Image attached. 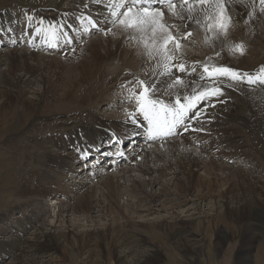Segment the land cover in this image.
Masks as SVG:
<instances>
[{
	"label": "bare ground",
	"instance_id": "6f19581e",
	"mask_svg": "<svg viewBox=\"0 0 264 264\" xmlns=\"http://www.w3.org/2000/svg\"><path fill=\"white\" fill-rule=\"evenodd\" d=\"M41 1L30 0V9L40 15L60 18L63 16V10L70 9V3L75 2L78 7H86L98 2L100 5L95 7L96 10H100L101 5L106 2V0H59L58 2L51 0L43 5L39 3ZM6 2L0 1L2 4L0 7H6L11 3ZM12 2L15 1L12 0ZM196 2L197 0L189 1L193 4ZM16 3L28 5L25 2L16 1ZM181 3H176L177 13H181ZM223 3L227 15L231 18V26L226 35H218L202 26L207 23L203 12L195 13L193 20H187V13H181L185 16V19L181 21L178 17L171 16L167 7L156 10L164 12L165 24L175 25L170 27L174 36L183 37L188 30L196 29L197 33L194 32L192 38L195 39L201 35L206 39L207 48L213 51L212 53L217 52L219 48L229 53L228 49L241 39L240 35H247L253 44V49L249 53L238 55L235 65L240 68L249 69L254 63L264 61V13L260 11L259 0H245L246 6L241 5L239 0H223ZM209 4H205L204 9L210 10ZM50 7L52 8L45 9ZM17 11L18 9L7 10L4 11V15L9 16L10 19L19 18ZM253 12L254 15L249 16V13ZM102 18V21L105 18L113 19L108 10L102 14ZM247 19L250 20L249 23L244 24ZM196 20H199L200 24H197ZM113 25L106 24L105 27H111V32L87 39L75 51L67 53L64 58L41 55L27 48H12L5 56L0 54V128L10 123L19 106L40 110L45 105H53V103H58L61 108H69L68 112L75 108L64 116L72 120L79 112L78 120L90 140L97 141V135L103 133L99 126L118 125L117 116L122 111H114L111 116H105L99 111L98 106L103 103L111 107L116 100L120 102L116 98L114 87L117 88L120 80L133 75L131 65L141 59L138 58L139 54L144 57L146 48L139 33L131 30L122 32L119 27L113 28ZM144 39L151 43L150 37L146 36ZM180 44L181 48L177 50L175 44L170 42L165 50L170 56H178L183 62H198L204 65L218 64L221 61L217 57L211 59L207 53H205L207 55L195 56L189 52L190 47ZM199 44L203 51L204 46L200 42ZM4 57H7V60ZM162 64L161 57L153 56L148 67L149 71L142 76L148 79L159 78L161 87L158 92L165 96L170 95L172 97L170 100L178 95L186 96L195 89L204 87L196 76L180 77L183 83L175 85L176 78L171 80L158 75ZM116 65L123 68L116 74L108 73V69ZM134 73L138 74V72ZM89 84L95 88L92 92L93 97L87 102L79 93L85 90L82 87ZM35 86H41V88H35ZM61 90H63L62 94ZM50 92H54L56 98L52 97ZM231 95H233V101H229L226 105L209 106L206 117L202 119L206 124L205 128L216 126V140L213 143L198 145V142H194L192 146L188 143L191 131L185 136L154 143L158 146L157 152H154L155 149H145L141 152L144 154L141 158L134 156L133 165H136L134 170L140 169L136 172L139 173V180L135 178L136 173L133 169H130L132 171L125 169L117 170L118 173L114 174L107 173L103 186L94 185L95 183L92 185L88 179L82 177L75 183L71 179L67 183L66 171L77 172L72 154L67 151L61 152L58 142L51 146L53 140L48 137L45 142L50 145V148L47 147V151L54 155V158L50 161V170L48 174L46 173V178L43 179L41 177L43 175L37 170L30 174L29 171L34 167L31 162H27L28 170L25 171V175L19 177L21 180L19 186L11 191L15 192L17 197L25 195L27 196L25 198H35L37 203L33 204L35 207L29 211L35 212L37 208H40L43 216L44 211L48 209L46 208L48 203L43 202L42 196L46 198L47 193L50 199L59 193L70 194L72 197L76 193L75 190L80 189L78 187L73 190L74 185L81 184V194L76 197L74 207L59 206L57 215L55 214L58 217L57 220L49 224L39 223L33 228L34 230L32 229L33 232L30 231V235L26 236L24 232L22 237L18 234V232H27V229L21 231L14 229L17 231L15 235L8 224L0 225V232L3 230L10 234L7 238L0 239V246H9L21 252L18 256L14 254L15 261L11 263L41 264L36 259L38 256L35 255L52 252L59 262H64L67 257L73 255L74 258L70 264H76V259L79 263L86 264L90 260L88 252L91 250L90 244L93 240H96V245L105 249L106 264H158L155 260L161 259L162 252L176 249L181 252L192 251L200 255L205 245H208L209 249L207 257L212 260L211 250L214 246L216 250L222 248L226 240L228 241L231 236L237 237L241 231L240 228L244 226L237 264H255V249L257 247L259 250L260 242L264 238V94L260 91H246L244 97H240L235 92ZM76 108H79L78 112ZM74 133L72 131L71 135ZM168 144L171 145L168 146ZM206 144L211 152L207 150ZM219 144H223V148H217ZM62 145L64 144H61V147ZM138 147L134 145L135 154L144 149ZM217 155L238 158V161L241 159V165L237 164L238 166L234 167L221 161L222 158ZM205 157L209 160L204 159ZM157 164L160 165L164 174L175 176V193L167 186L171 184L170 182L166 184L161 182L155 174L160 172L155 167ZM24 167L19 166L18 170L24 171ZM201 168L205 170L204 173L199 171V176L198 170ZM219 170L223 172L218 173ZM16 173L18 175V172ZM183 175L185 178H182ZM220 182L222 186L219 185ZM155 184L157 188L154 187ZM44 188L48 189L45 195ZM130 194L137 201L131 203L133 200L127 198ZM191 196L194 200L189 198ZM23 200V198L20 200V205L17 203L11 206L5 213L2 211L0 222L12 219L17 208L20 212L28 210ZM209 202L212 203V205L207 204L211 205L210 211L203 207L204 203ZM70 209L77 210L81 216L88 215L86 221L93 223L82 227H68L66 221L70 217H67ZM191 210L194 213L187 214ZM130 211L133 214H130ZM194 214L198 216L194 218ZM96 216L105 218L106 222L97 223L94 219ZM219 218L227 221L228 229L223 226L224 223L221 225ZM32 220L31 218L30 222ZM190 226H196L199 229L205 227L206 239L204 238V243H199L198 247L187 237V234L191 232L188 230ZM29 227L26 226V228ZM213 227L215 231L212 233ZM157 232L159 234L154 243L149 245L145 234L154 237ZM198 241L200 240L196 242ZM141 243H145L144 248H140ZM147 246L151 248L147 249Z\"/></svg>",
	"mask_w": 264,
	"mask_h": 264
},
{
	"label": "rangeland",
	"instance_id": "374dc122",
	"mask_svg": "<svg viewBox=\"0 0 264 264\" xmlns=\"http://www.w3.org/2000/svg\"><path fill=\"white\" fill-rule=\"evenodd\" d=\"M0 1H3V0H0ZM6 1L7 0H5V2ZM13 1H15V2H12V0H8L6 3H10V4H8V6L6 5V7H9L10 5L29 7L30 0H25V1L24 0H13ZM16 1L17 2H25V3H28V5L16 3ZM47 1H51V0H42L39 3L45 5L48 3ZM58 1L59 0H53V2H58ZM214 2H216V1L211 0L209 3L211 4ZM0 5H2V4L0 3ZM3 7H5V6H3ZM3 7H0V8H3ZM18 15H19V13H18ZM61 18H63V16ZM247 20H249V19H247ZM114 27H117V26L113 25V28ZM95 36H98V35H95ZM95 36H93V37H95ZM240 38L244 39V38H248V36L243 34V35H240ZM180 43L190 47L191 51H189V52L191 54L197 56V54L195 53V51L193 50V48L190 44H187V42L186 41L184 42L183 40H180ZM249 43H251V42L249 41ZM251 45L253 46L252 43H251ZM199 47H200V45H199ZM15 49H21V48H15ZM10 50L11 49H5V48L0 49V54H3L5 56L7 53L10 52ZM146 53H147V49H145L144 57H142L139 54L138 58L140 57L141 59L138 60L137 62H135L134 65H131L132 71L138 72L139 75H144L146 72L149 71L148 67L151 64L152 59H153V57H149ZM204 54L205 53H203L202 56ZM41 55H44V54H41ZM62 58H64V57H62ZM217 58L221 59L220 57H217ZM5 59L7 60V57ZM143 60H145V61L143 62ZM236 60H238V57L233 58L234 64L236 63ZM256 64L257 63H254V65H256ZM122 68H123L122 66L116 65L114 67L109 68L108 73L116 74ZM0 86H1V84H0ZM35 88L40 89L41 86H35ZM82 88H84L85 90L82 91L81 93H79V92H77V93H79L80 96L83 95L82 97L88 102L89 99H91L93 97L92 92H93L95 86L89 84V85H86ZM104 91H105V89H104ZM62 93H63V90H61V94ZM50 95L52 97L56 98L54 92L53 93L50 92ZM115 104L119 106L120 102H118L116 100ZM58 105H59L58 103H53V105L47 104L44 107H42L40 110H38V109L37 110L26 109L22 106H19L16 113L14 114L13 119L10 120V123L8 125H6V126L4 125L0 128V187H1V190H0V214L2 211L5 213L6 211L9 210V208L11 206H15L17 203H18V205H20V200L22 198L24 199L22 201L23 204L29 203L31 201L29 205H31V204L36 205L37 201L35 200V198L34 199L25 198V197H27L25 195H24V197H22V196L17 197L15 192H13L11 190H14L15 187L19 186V183L21 182L19 177L25 175V171L28 170V163L27 162H31V165L34 168L40 169V170H37V172H39V173L41 172V174L43 175L41 177L43 179L46 178V173L47 172L49 173V170H50L49 169L50 161L54 158V155H52L50 152L47 151V147L50 148V145H48L45 142L46 140H48V137H46V139L44 140V135L45 134H51L50 131H53V129L55 131L57 129H65V128H70L73 126H81V123L78 120V117H79L78 109L79 108L78 109L76 108V112H78V113L75 114V116L72 118V120H69L66 116H64V114L69 113L70 111L74 110L75 108H72V110H70L68 112L69 108H64V107L61 108ZM107 107L110 108L108 104L106 105V104L101 103L98 106V109L100 112H103V114L105 116H111L112 114H114V112H109L108 110H106ZM69 121L74 122V124L72 126H69L72 123ZM198 130L199 131H191V137L188 140V143H190L192 146L194 145L193 141L197 142L200 140L201 143L211 144L216 140V136H215L216 126L215 125H212L209 128L199 126ZM33 142H35L36 144L35 143L33 144ZM58 144H60L61 152L67 151L65 145H62V147H61V144H64L63 141L58 142ZM170 145L171 144H168V146H170ZM137 147H138V145H137ZM138 148L139 149L144 148V149L137 151V153H136L137 158H141L144 155L141 152L145 149H147V150H151V149L154 150L155 149L154 152H157V150H158V146L156 144L155 145L153 144L152 146L138 147ZM128 149H129V147L126 150H128ZM204 159L209 160V158H207V157H205ZM134 163H135V157L133 158V160L131 159V162H129L128 164L127 163L122 164L120 167H117V169H115L113 171H108L106 173L104 172L103 174L99 175L98 177H94V178L84 177V176H81V177L83 179H88V181H90V183L92 185L95 183L94 185L103 186V184L105 183V177H106L107 173H110V174L113 173L114 174V173H118V171H121V170L124 171L125 169L126 170L133 169L134 173H136L137 171H140V169L134 170V167L136 166V165H133ZM230 165H232V164H230ZM19 166H25L24 171L18 170ZM47 167H48V169H47ZM155 167L158 168V171H160V172H157L155 174L159 177L161 182H163L165 184H166V182H170L171 184L170 185L167 184V186H169L171 188V190L174 191V193H175V191H176V185H175V180H174L175 176L164 174L161 171L162 168H160L159 164H157ZM53 169L56 170L55 167H53ZM204 170L205 169H203V168L198 170V175L200 172L204 173ZM57 171H59V170H57ZM130 171H132V170H130ZM16 172H18V175ZM19 172H21V173H19ZM217 172L218 173L223 172V170H219ZM134 175H135V178H137V180L140 179V176H138L139 173H136ZM67 177H68L66 179L67 183H69L70 179L74 180V177H72V176H67ZM182 178H185V176L183 175ZM77 179H80V178H77ZM75 181H77V180H75ZM43 182H45V181H43ZM219 185L222 186L223 184L220 182ZM154 187L157 188V184H155ZM47 190H48L47 188H44V195L47 193ZM80 190L79 191L75 190L76 193L74 194L75 197L73 198V200L72 201H66V202L62 201V199H59V198H58L59 200H56V201L51 200L55 197L52 196L53 198H51V199L48 198V196H47V195H49L48 193L45 195L46 198L42 196V198L44 199L43 202L48 203L46 206V208H48V210H47L48 213L47 212L44 213L45 215L41 218V220L38 221V224L41 222L49 224V223H52L53 221H56L58 218L56 215H57V212L59 210V208H58L59 206L65 205V206L70 207V208L74 207L76 205V200H77L76 197L78 196V194H81ZM61 195H63V193H61ZM131 195L132 194L128 195L127 198L131 199V201L133 200V202H131V203H134L136 199L133 198V196H131ZM134 196H136V195H134ZM32 197H36V196H32ZM189 198H192V196ZM26 199H28V200H26ZM40 202H42V201L40 200ZM49 204H51V205H49ZM207 204L212 205V203L209 202V203L203 204V207H206L204 209L210 211L209 207H211V205H207ZM32 207L34 208L35 206H32ZM154 207L156 208V205ZM31 208H28V210H31ZM15 212L16 211H14V213ZM19 212L20 211L18 210L17 213H19ZM191 213H192V210L190 212H187V214H191ZM67 214H68V216L66 214H65V216H67V217L70 216L68 218V220L66 221V225H68V227H75V226H77V227L81 226L82 227V226L93 223V222L89 223L86 221L88 215L86 216L83 214L81 216V214L79 212H77V210L70 209V211ZM130 214H133V212L130 211ZM193 216L195 218L198 215L194 214ZM13 219L15 221H19L20 217L19 216L12 217V219L0 222V225L3 224V226H4L5 224H8V222L10 220H13ZM94 219L99 224H104L106 222L105 218H100L98 216H96V218H94ZM84 221H85V223L86 222L87 223L85 224ZM219 222L221 223V225H223V223H224L223 226H225L226 229H228L226 226L227 221H225L224 218H219ZM11 227H10V229L13 230L14 232H16V234H17V231H21V230L15 231L14 230L15 225L11 224ZM204 228H205L204 226L201 229L197 228L196 226L195 227L190 226V228L188 229L191 232H190V234H187V237L191 240L192 243H195L196 247L199 246V243L200 244L204 243V241H203L204 238L206 239ZM244 228H245L244 226H242L240 228L241 231L237 237L231 236V238L228 241L226 240V242L224 243L222 248H217L218 250H216L215 249L216 246H214L215 250L214 249L211 250L212 255H213L212 260H209L207 257L208 256L207 252H209V249H208V245H205L203 252H201L200 255H198L192 251H185V252L182 251L181 252L179 250L177 251L176 249H174L173 251H165L164 253L162 252L161 259L158 260V258H157L155 260V262H157L158 264H237L239 256H240V254H239L240 253L239 252L240 247L242 246V238H243ZM33 230H31V232H33ZM213 231H215V227H213L212 233H213ZM30 233L29 234L27 233V234L30 235ZM128 233H130V230H128ZM25 234H26V231H25ZM158 234H159V232H157L156 236H154V237H152L148 234H145V235H147V236H145V238H147L149 245L151 243H154ZM148 236L150 237V239ZM197 240H200V241L196 242ZM95 242H96V240H93V242L90 244L91 250H90V252H88V256L90 257V260L86 264H106V262H107L106 251L103 247L100 248L99 245H96L97 243H95ZM144 244L145 243H141L140 248H144L145 247ZM150 248H151L150 246H147V249H150ZM255 250H256V252H254V254H255L254 259L256 261L255 264H264V238L260 242L259 250L257 247ZM20 253L21 252H17L15 255L18 256ZM58 253L61 254L62 252H58ZM15 255L12 258H10V259H8L5 262H2L0 264H6V263L12 264L15 261V259H14ZM54 255L52 252H46V253L40 254V256L39 255H35V256H38L36 259L41 264L42 263L45 264L44 262H46L47 264H49V263L50 264H67V263L70 264V262H72L73 258H74V256L71 255V257H67V260H65L64 262L63 261L59 262L58 259L55 258L56 255L55 256ZM31 256L33 257L32 254H31ZM211 256H210V258H211ZM44 259L46 261H44ZM76 264H82V263H79L76 259Z\"/></svg>",
	"mask_w": 264,
	"mask_h": 264
},
{
	"label": "snow or ice",
	"instance_id": "6c2138e0",
	"mask_svg": "<svg viewBox=\"0 0 264 264\" xmlns=\"http://www.w3.org/2000/svg\"><path fill=\"white\" fill-rule=\"evenodd\" d=\"M239 2L241 5H245V0H239ZM259 2L260 11L264 13V0H259ZM205 4H209V0H197L196 4L189 3V0H183L180 4L181 13H187V20H193L195 13L203 12L204 19L207 23L202 26H205L209 31L216 32L218 35H226L231 24V18L227 15L223 0H216V2L209 4L210 10L204 9L203 6ZM185 5H187L186 8ZM107 7L110 10V17H114L115 19L109 20L105 18L102 23H112L119 27L122 32L131 30L139 33L140 39L143 40L144 46L147 49L146 54L149 57L159 56L162 58L164 69L163 76L165 78H170L173 74V69L178 73H184L186 71V66L183 63L178 65L169 63V61L174 60L175 57L170 56L165 49L171 42L174 43L176 49L179 50L181 48L180 40L190 38L192 33L188 31L183 37L174 36L170 31V27H175V25L169 26L165 24L163 22L164 12L156 10L157 8L162 9L167 7L171 16L178 17L183 21L185 16L175 11V0H154V3L152 0H109ZM253 8L255 9L254 4ZM118 9H123V11L119 12L117 11ZM252 15H254V12L249 13V16ZM87 19L93 28H98L101 23L100 21L93 20L91 17ZM195 22L200 24L199 20ZM184 26L187 27V25ZM111 31L112 29L109 28L105 34ZM45 36L49 43L58 39V34L55 30L46 32ZM146 36L150 37V44L148 40L144 39ZM66 42L71 43L72 41L68 39ZM230 50L234 53L243 55L245 47L243 42H240L233 45ZM217 55H219V53H217ZM192 71L195 72V67H193ZM203 73L206 75H202L200 77L201 79H216L224 76L237 83L264 84V67L255 75H250L249 73H241L229 67L204 64ZM136 83L139 86V90H137L136 87L125 86L126 89H130L127 101L136 102L138 105L136 117L142 115L143 119L148 122L149 135L152 138L177 135L179 134L177 130L180 128H183L185 132L189 130L199 131L198 129L192 128L190 122L192 120H198L201 115L205 114L207 112V105L201 110L194 111L196 104L182 103L181 97L179 96L176 97L175 103L173 104H165L163 100L146 99V97L156 92L157 85L154 82L145 80H138ZM182 83L183 81L180 76L177 75L174 84L180 85ZM222 94L220 88H205L195 99L197 103H199L208 100L210 97L220 96ZM184 99L190 100L192 98L185 97ZM211 106L214 107V105ZM117 154L123 155L122 152Z\"/></svg>",
	"mask_w": 264,
	"mask_h": 264
}]
</instances>
